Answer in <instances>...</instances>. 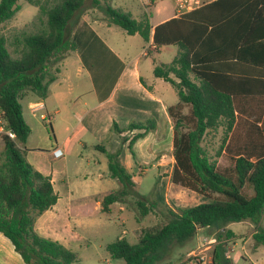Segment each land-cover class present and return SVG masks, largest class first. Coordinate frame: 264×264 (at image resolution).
Listing matches in <instances>:
<instances>
[{
    "label": "trees",
    "instance_id": "trees-1",
    "mask_svg": "<svg viewBox=\"0 0 264 264\" xmlns=\"http://www.w3.org/2000/svg\"><path fill=\"white\" fill-rule=\"evenodd\" d=\"M21 1L38 8L31 27L11 38L0 33V110L17 137L4 138L0 152V233L25 264H80L76 252L35 231L37 217L52 209L59 195L52 178L31 165L21 148L31 129L20 101L29 91L46 97L55 81L51 67L76 49L70 42L72 24L87 0H0V26L14 19ZM105 12L128 35L152 40L156 48L177 46L171 63L154 68L155 77L170 83L179 98L169 108L175 122L171 178L211 200L176 212L169 209L170 219L162 228L146 232L136 244L120 237L106 246L107 252L123 264H156L200 229H213L220 234L212 264H233L227 246L235 235L227 225L247 220L258 224L264 215V0H215L154 28L147 13L136 20L110 5ZM185 107L187 115L182 113ZM183 122L191 128L181 133ZM154 127L155 121L148 120L125 128L145 131L124 140L132 153L136 141ZM114 128L124 132L116 123ZM219 128L224 132L220 153L230 159L227 167H220L202 146L205 136ZM107 158L109 175L120 188L103 198V213L123 203L135 187L119 155L107 153ZM246 187L252 195L245 193ZM137 205L143 216L150 213L144 200ZM252 239L255 252L264 246V228H257Z\"/></svg>",
    "mask_w": 264,
    "mask_h": 264
},
{
    "label": "rangeland",
    "instance_id": "rangeland-1",
    "mask_svg": "<svg viewBox=\"0 0 264 264\" xmlns=\"http://www.w3.org/2000/svg\"><path fill=\"white\" fill-rule=\"evenodd\" d=\"M200 1L202 3L210 0ZM142 2V0H127V5L122 9L134 13L139 10L142 12L138 15L141 18L142 14H145ZM144 2L148 1L144 0ZM173 3L175 5V0ZM19 5L21 10L14 19L0 26V33L8 38L31 27L38 13V8L26 1L19 2ZM90 5H95L98 17L109 19L105 12L106 2L101 7L92 4V0H87L82 12H85ZM147 12L150 10L148 9ZM175 13L178 14L177 11ZM99 31L115 50L118 46L123 47L124 42H129V47L131 43V59L145 47L143 39H139L138 43H135L134 39L130 41L121 28H114V38L107 37L103 29ZM75 61V57L69 60L71 64L69 72L71 73L76 70ZM58 66L59 63H56L51 67L50 76H55ZM91 72V75H94V70ZM72 76L73 80H76L74 74ZM81 78H87V74L84 73ZM22 104L24 105V119L31 133L28 141L21 145V148L25 150L30 164L42 169L55 179L56 189L62 195V203L60 208L53 212L54 214L57 211L60 213L63 206L66 210L68 206L71 223L75 225L72 233L76 237L71 249L78 254L80 264H123V260L110 257L106 246L120 238L124 231L127 232L125 238L130 243L136 244L146 232H154L169 221V209L176 212L181 208L211 201L198 192L172 182L171 176L175 163L173 135L172 139L167 133L154 137L153 132L149 131L151 135L149 148L143 146L138 152L134 151L133 156L128 144L126 145L124 141L133 135L129 134L130 130L125 128L124 132L119 134L114 128L115 122H112L109 128H105L100 123L85 128L79 126L77 119L60 120L57 116L48 117L47 115L42 118L41 115L46 114L44 111L33 115L28 111L26 102L23 101ZM108 111V108H105L99 112V115L103 116ZM184 111L187 112V109ZM172 121L175 125L174 120ZM68 123L74 127L77 126L73 133L67 129ZM181 124L178 128L181 133L191 128L187 122ZM223 138L222 128L210 131L205 136L202 146L220 167H227L230 164L229 155L225 151L220 153ZM0 142L3 145V140ZM97 146H104L106 152L98 149ZM57 147L64 151V157L61 159H54L52 156L53 149ZM132 149L134 150V147ZM107 153H117L124 167L129 159L132 164L129 173L132 175L135 187L123 203L114 204L110 213H103L96 208L95 197L120 188L118 181L109 175ZM252 192L251 187H246L247 195H252ZM138 200H144L150 208L148 215L141 214V209L137 205ZM57 224H60L59 232L66 235L67 232L62 228V223L57 222ZM259 227L264 228V215L258 224L247 220L227 225L226 229L231 230L235 235L228 240L227 246V255L232 259L233 264H249L251 262L248 257L254 261L259 254L264 253V246L259 247L258 255L253 253L254 242L251 235ZM219 234L220 232L213 229H201L194 238L168 249L163 259L156 264H192L191 256H194L197 261H200V256H204L206 264H212V252ZM222 235L224 236L225 233ZM205 238L214 239L215 242L209 245L205 243ZM209 246L210 248L207 249Z\"/></svg>",
    "mask_w": 264,
    "mask_h": 264
},
{
    "label": "crops",
    "instance_id": "crops-1",
    "mask_svg": "<svg viewBox=\"0 0 264 264\" xmlns=\"http://www.w3.org/2000/svg\"><path fill=\"white\" fill-rule=\"evenodd\" d=\"M142 1L145 13L148 9L150 10L147 13L153 28L184 14L177 9L176 0L175 5L173 0H150L147 3L144 0ZM213 1L215 0L203 1L197 8ZM96 2L97 0H92V4L102 7L106 2V5L116 9H122L123 6L127 5V0H101L99 4ZM97 11L95 5H90L85 12H81L74 20L70 42L76 49L69 51L59 63L55 81L48 85L46 97L41 99L29 91L20 101L21 104L23 101L26 102L28 111L33 115L44 111L46 114H42V118L47 115L48 117L57 116L60 120L77 119L79 120V126L85 128L96 126L98 123L103 124L105 128H109L110 124L115 122L117 127L123 130L132 122L154 120L155 127L151 130L152 135L155 137L167 133L172 139L174 125L169 108L178 103V94L170 83L155 77L154 68L161 63H171L177 54V46L170 45L156 48L151 40L148 43L144 42L145 47H143V50L131 59V43L129 47V42H124L123 47L118 46V49L115 50L110 46L107 39L101 35L99 29H103V33L107 37L114 38V28L118 26L112 24L109 19H104L102 16L98 17ZM124 11L127 10L124 9ZM176 11L178 14L175 13ZM127 12L132 13L136 20L141 19L138 15L142 12L139 10L136 13ZM125 33L128 39L130 41L134 39L135 43L142 39L138 34L131 36L127 32ZM147 49V55H143V52ZM71 57L76 58V70L72 73L69 72ZM91 70H94V75H91ZM84 73L87 74V78L82 79L81 76ZM73 74L76 80H73ZM22 106L24 115V105L22 104ZM105 108H108L109 111L100 116L99 112ZM185 109H187V112L184 111ZM184 110L183 115H187L188 107H185ZM68 124L67 129L73 133L77 126L74 127L70 123ZM139 132L145 131L133 130L129 131V134L135 135ZM145 134V137L139 139L134 145L135 152H138L143 146L149 148L151 135H149V132ZM125 143L127 145L128 141ZM97 148L100 150L105 149L104 146H97ZM2 150L3 145L0 142V152ZM152 155L155 156V154ZM33 166L44 175L49 176L42 169ZM125 168L128 172L132 168L129 159H127ZM51 178L54 189L59 195V200L52 209L37 217L34 228L40 236L58 241L71 249L72 242L76 238L72 233L75 225L71 223L68 206L67 210L63 206L60 213L57 211L54 214L53 210L55 211L61 206L62 195L56 189L55 179ZM108 194L95 197L98 210L101 211V202ZM57 222L62 223V228L67 232L66 235L59 232L60 224H57ZM126 233L124 231L121 237H125ZM258 250L259 248L253 253L258 255ZM263 255L264 253L259 254V257L254 261L250 257H248V260L253 264H264ZM0 264H25L21 256L15 251L13 244L2 233H0Z\"/></svg>",
    "mask_w": 264,
    "mask_h": 264
},
{
    "label": "built area",
    "instance_id": "built-area-1",
    "mask_svg": "<svg viewBox=\"0 0 264 264\" xmlns=\"http://www.w3.org/2000/svg\"><path fill=\"white\" fill-rule=\"evenodd\" d=\"M199 5H201L200 0H176V7L182 13L190 12L196 9ZM147 53L148 49L143 52V55H147ZM4 138L16 140L17 137L16 134L9 128L5 113L0 110V140H3ZM52 156L54 159H61L64 157V151L60 147H57L53 149ZM204 241L205 243H209V245L215 242L214 239L207 240L206 238L204 239ZM208 248H210V246L207 247V249ZM190 259H193L191 262L192 264H197V262H200V264H206L204 256H200V261L195 260L194 256H191Z\"/></svg>",
    "mask_w": 264,
    "mask_h": 264
}]
</instances>
